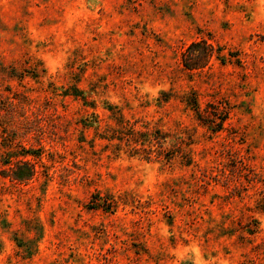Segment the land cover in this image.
I'll use <instances>...</instances> for the list:
<instances>
[{
	"label": "rangeland",
	"instance_id": "1",
	"mask_svg": "<svg viewBox=\"0 0 264 264\" xmlns=\"http://www.w3.org/2000/svg\"><path fill=\"white\" fill-rule=\"evenodd\" d=\"M0 264H264V0H0Z\"/></svg>",
	"mask_w": 264,
	"mask_h": 264
},
{
	"label": "trees",
	"instance_id": "2",
	"mask_svg": "<svg viewBox=\"0 0 264 264\" xmlns=\"http://www.w3.org/2000/svg\"><path fill=\"white\" fill-rule=\"evenodd\" d=\"M224 49L222 46L209 42L206 39H202L199 41H194L190 43L186 49L183 51L181 55V61L182 66L188 70V71H197L202 70L208 67L212 61L216 59H220L222 62H225V57L223 55ZM156 135L161 134L159 130L155 131ZM142 136H144L146 139H143V143L141 145L144 146V144L147 142L148 144L152 141H156L158 145L162 146L161 144L166 142L167 137L162 135V138L159 139L157 136H154L153 133L145 132L144 135L142 133ZM154 136V138H152ZM131 138V137H130ZM160 140V141H159ZM162 140V141H161ZM130 141V140H129ZM133 141V140H132ZM139 141H135L136 144ZM132 150L138 154V152H142L143 158L147 161H151L152 157L156 153L152 148L148 149H136L132 148ZM156 156L160 158L162 153H157ZM165 157L167 162H170L171 157ZM9 177L16 182H27L35 175V169L34 166L30 164L28 161H20L15 166L11 167V169L8 170ZM94 207L92 208H100L103 207L105 209H110L111 204L106 205L101 204L100 201L98 203H95ZM113 204V203H112Z\"/></svg>",
	"mask_w": 264,
	"mask_h": 264
}]
</instances>
